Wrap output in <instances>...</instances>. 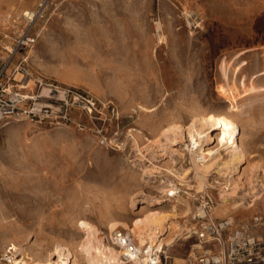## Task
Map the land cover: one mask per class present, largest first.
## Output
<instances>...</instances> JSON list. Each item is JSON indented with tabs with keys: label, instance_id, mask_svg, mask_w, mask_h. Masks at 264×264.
I'll return each instance as SVG.
<instances>
[{
	"label": "rangeland",
	"instance_id": "374dc122",
	"mask_svg": "<svg viewBox=\"0 0 264 264\" xmlns=\"http://www.w3.org/2000/svg\"><path fill=\"white\" fill-rule=\"evenodd\" d=\"M0 10V62L11 58L13 71L26 60L28 91L39 89L49 110L0 125V253L14 245L23 262L57 241L85 264L79 220L114 247L109 221L138 245L130 228L153 214L166 220L165 242L179 234L159 250L162 264L223 256L226 244L198 236L209 222L229 220L264 245V0H7ZM25 11L37 14L32 23ZM226 83L242 114L227 113ZM224 111L236 117L243 160L231 159L220 129L197 122ZM189 127L209 133L212 156L195 151ZM192 157L208 167L205 180Z\"/></svg>",
	"mask_w": 264,
	"mask_h": 264
},
{
	"label": "built area",
	"instance_id": "2783aa9c",
	"mask_svg": "<svg viewBox=\"0 0 264 264\" xmlns=\"http://www.w3.org/2000/svg\"><path fill=\"white\" fill-rule=\"evenodd\" d=\"M36 16V13L25 14L29 23H32ZM26 41L33 42L30 38H26ZM21 44H26V42L23 41ZM10 61L11 58L0 62V125L8 120L44 119L49 110L36 103L38 98H43L39 89L28 91L33 74L26 60L20 61L13 71L9 69ZM17 75H20L19 79ZM37 85L42 87L43 82L34 79V87ZM55 92L59 93L58 90ZM206 199L203 207L204 218L207 216V211L209 212L214 205L212 197L207 196ZM233 227V223L229 220L219 223H204L198 234L199 238L205 240L211 236L221 244H226L225 254L221 256L206 252L194 258L190 264H264V245L250 237L245 229ZM230 228H232L231 234L225 243L223 236L225 231ZM112 241L116 247L123 251V258L127 261L130 260L134 264H162L157 248L149 252V247L139 248L133 238L122 231H114ZM0 264H23L19 249L14 245L8 246L3 253H0Z\"/></svg>",
	"mask_w": 264,
	"mask_h": 264
},
{
	"label": "bare ground",
	"instance_id": "6f19581e",
	"mask_svg": "<svg viewBox=\"0 0 264 264\" xmlns=\"http://www.w3.org/2000/svg\"><path fill=\"white\" fill-rule=\"evenodd\" d=\"M6 1L7 0H0V9H1L2 4L5 3ZM26 13H29V15H30L31 13H34V12L33 11H25L23 16H25ZM2 17H3V15H2L1 10H0V23L3 21ZM220 91H221V94L224 96L225 100H227L228 102L231 103V108H230L231 111H229V110L227 111L226 110L227 113L228 112H236L237 114H239V113L242 114V111L240 110V106H239L240 103L238 104V102H237V98H236V95H235V92H234V88L230 84L226 83L225 85L220 86ZM258 101L262 102V100H252L251 102L247 103V107H248V104H249V106H252L255 102H258ZM263 102H262V104H263ZM243 109H244V107H243ZM199 113L203 114L202 112H199ZM227 113H226V115L221 114V113H220L221 115H201L200 114V117L197 119V122L201 126V128L208 127V129L209 128L220 129V132L218 134H216L217 138L221 142L224 143L223 145H227V147L229 146V148L232 149L233 153H232V158L231 159H233L235 161H240L243 158L244 154H245L243 152L244 149L240 145V141L242 139H240L239 138L240 136L238 137L237 133H236L237 124L233 120L236 117L233 118L234 115H232L233 116L232 117L231 115L229 116ZM245 114H246V112H245ZM197 116H198V114H197ZM235 116H236V114H235ZM175 127H177V126H175ZM187 129L189 130L188 134L191 137V141L196 146L195 151L200 152L201 154H205V151L207 152V149L206 150L203 149L202 143H204L203 140L210 138L209 133L208 134H204L205 133L204 131H202V130L198 131V129H194V127H189ZM171 134H174V132L171 133ZM238 138L240 139V141H239ZM241 143H243V142H241ZM215 147H217V146H215ZM190 148H191V146H190ZM209 150H211V149H209ZM193 152L194 151H192V156L194 155ZM197 152L195 153L194 156H196ZM206 154H208L209 157L213 155L211 151L207 152ZM198 155H199V153H198ZM229 155H230V153H229ZM200 157H201V155H200ZM204 159H205V157H204ZM192 160H193V165H194L193 168L196 171V175L198 177H200L201 179H204L205 178L204 175L209 171L208 167H206V165L197 164L195 159H194V157H192ZM232 165H233V163H232ZM209 166L211 167V165H209ZM201 179L199 180L200 181V183H199L200 185L198 187L199 189L202 188V187L205 188L204 186L206 185V184H204L206 182L201 181ZM206 181H207V179H206ZM222 192H224V191H222ZM186 207L190 211V206L186 205ZM146 208H147V205L143 206L141 208L140 212L145 210ZM153 215L148 217V218H146L147 220H142V221L137 220V221H135V223L133 224V228L131 227L130 230L134 233L135 240H137L139 242V244H138L139 248H142V247L147 248V247H149L148 248V252L150 250H153L154 248H157L158 250H160L161 253H164L163 252V247L164 246L172 247V245H174V243L177 242L176 240H177L179 234L176 233V235H173V238H171V240H167L165 242V238L166 237L160 238V236L165 234V232H161V229H163V226H164V223H165L166 220L162 216H159V215L153 216ZM112 221L114 222V220H112ZM112 221H111V223L109 221V226L108 227L110 228V230L112 232H114V230H116L119 227V225H118V223H116V222L113 223ZM78 226L80 228H82L85 231V233H86V236L83 239V241L82 242L80 241L82 243L81 244V250H83V254L81 253V255H80L81 257L80 258L83 259L82 260L83 263L85 262V264H134L130 260L127 261L126 259L123 258L124 253H123V251L120 248L115 247V246L111 247V245L108 246V245L104 244V242H105L104 240L105 239H103L104 242L101 241L102 238H99V237L101 236L100 234L102 232H101V230H100V228L98 226L92 224L88 220H79L78 221ZM8 227H14V225L9 223L8 225L7 224L3 225V228L2 227L1 228L2 229H7ZM112 236H113V234H111L108 238H111V240H112ZM94 241H96L97 243L95 244ZM56 242L55 243H48L49 245H47L46 247L45 246H41V248H43L42 250L46 251L45 254H43V253H41L39 251V250H41V249H38V248H40V246H37L36 249H30V251L28 250V253H26V257H25V259L23 261V264H51L50 261L53 258H55V256H59L58 257L59 259H58V261H54L53 262L54 264L55 263L56 264H59V263H62V264H80L81 261L79 262V259H78V256H77V252H79L78 251V247L69 248V247H67L64 244H61V243H58V242L56 243ZM41 243H42V241H41ZM70 243L73 244L74 242H70ZM196 246L200 247L199 244H196ZM24 250H26V249L24 248ZM30 252L33 253V254H30ZM85 260H87V263H86ZM139 262H141V261H139Z\"/></svg>",
	"mask_w": 264,
	"mask_h": 264
}]
</instances>
